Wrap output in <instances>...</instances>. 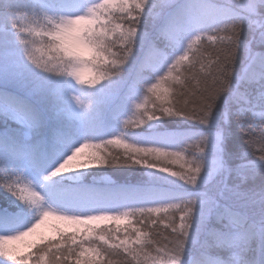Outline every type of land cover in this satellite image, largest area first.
<instances>
[{"label": "snow or ice", "instance_id": "6c2138e0", "mask_svg": "<svg viewBox=\"0 0 264 264\" xmlns=\"http://www.w3.org/2000/svg\"><path fill=\"white\" fill-rule=\"evenodd\" d=\"M241 7L246 10L247 16H239L227 9L217 8L208 0H197L195 3L182 6L178 16L166 21L163 32L169 39L173 51L172 53L158 51L159 61L152 68L158 79L154 82L143 80L140 83L142 92L143 85L146 84V91L150 95L146 96L145 104H137L136 107L144 108L150 100L152 110L150 115L136 124L137 128L141 124L149 126L162 121L165 115L183 116L186 119L197 120L200 125L209 128L212 126L216 100L224 92V67L230 62L228 50L220 49L215 62L216 67L207 73L204 72L205 65L201 58L194 56L191 64L185 65V62L189 60V52L193 44L200 43L203 39L199 33L206 32L210 27L218 24L229 23L233 18L247 20L250 25L254 24L253 18L258 15L259 7L257 0H244ZM116 12L127 13L131 22L125 26L123 18L117 17ZM153 12L154 5L149 3V0H102V2L99 0L83 14L70 13L58 18L47 17V25L41 29L34 17L28 19L16 13L14 9H9L13 17L12 26L19 34L34 37L31 41L33 45H35V38H38L42 45H47L49 53L57 51L60 54L59 57H55L57 63L53 68L49 66L51 54L47 59L43 56L45 52L43 46L34 47L33 51L26 48L24 50V58L27 57L25 69L34 74L53 78L44 73L55 71L57 75H63L65 73L61 68L68 69L71 66L72 70L67 71V75L74 76L81 84L88 83L93 86L100 83L108 73L113 74V72L104 71L106 67L113 69L115 75L120 77L121 70H125L123 66L129 63L130 57L134 56V49L144 41L141 19L152 16ZM181 16L184 17L183 23L180 22ZM232 30L235 31V24L232 25ZM70 35L74 39V44L71 46L66 42V38ZM192 36H195V40L185 49L184 40ZM208 39L214 40L216 37L213 35ZM230 39L232 38L229 37L228 40ZM21 41L24 44L30 43L23 35H21ZM61 48L66 51L59 52ZM113 48L117 50L113 51ZM235 51V46H233L231 53L235 54ZM37 53L41 55L37 56ZM249 59L253 63L258 62L261 71L248 78L258 83L264 81V54L256 57L250 52ZM197 64L201 65L199 70H197ZM77 67H88V71L94 70V74L86 80L85 74L81 75L76 71ZM246 76H248L247 73ZM177 86L179 92L174 104L170 96H172V89ZM135 94V92H130V98ZM5 95L8 94L0 88V97ZM185 96L193 97L192 103L195 107H190L183 100ZM249 103L250 106L256 105L264 109V92L255 98L254 102ZM13 110L17 109L14 107ZM11 118L16 119L14 116ZM16 122L22 123L19 119H16ZM31 126L39 127V123L31 121ZM260 127L259 139L253 137L248 141L250 149L245 154L256 155L257 153L251 149L259 144L258 159L235 170L237 176L243 180L264 172V120L260 121ZM130 139V143L119 138L98 139L100 141L98 144L82 142L71 150L70 154L51 171L46 179L53 180L54 177H60L61 173L72 172L75 168H88L94 164L107 166L124 161L142 165L148 169H156L160 173H169L192 186L194 192L182 195L166 192L154 186L146 189H121L120 192L126 198V204L123 207L102 206L99 210L89 214L64 212L57 214L46 205L45 195H41V191L37 190L30 180L17 179L0 185L16 202L0 207V255L11 257V253L5 250L7 243L36 236L38 241L45 243L50 254L37 256L31 264H113L112 257L114 256H120L122 264H133V262L134 264H147L148 260H151V264H185L186 245L190 243V232L199 234L201 229L215 218L220 227L211 229L209 234L213 238L214 246L226 250L230 255L223 259L192 258L187 264H264V259L249 258V253L255 250L251 248L252 242L259 240V245L264 246V218L257 224L245 215L234 213L221 202V199L212 198L208 193L200 191L202 185L211 181L213 173L230 175L233 171L222 157L220 132H215L211 137L204 135L197 140L196 147L199 148V156L188 163L185 172H169L166 165L160 166L157 162L182 161L184 159L182 153L191 148V145H188V148L173 147L169 141L163 139L149 143H141L133 137ZM56 142L62 146L67 143L59 135L56 137ZM106 145H119L124 152L115 156L110 151L102 153L101 149ZM85 148H93L94 151L87 155L83 164H73ZM206 148L207 151H205ZM210 149L217 155L214 167L208 171L204 157ZM181 167L183 168L184 165L181 164ZM148 175L158 180L173 182L164 176L157 175L156 172H149ZM225 192L238 199L264 206V191L249 193L241 191L239 185L229 188L225 184L220 192L221 198H224ZM169 209H177L183 215L179 217V226L175 222L170 224V235L172 236L169 241L170 246L156 247L160 241L155 236H149V232L152 231L150 225L156 223L155 216H160L161 212L167 213ZM33 210L38 212L39 218L25 228L24 225L29 224L28 213ZM131 217H137L136 222L145 225L143 231L141 228L131 227ZM50 218L64 224V227L58 224L49 226L50 231L56 236L55 240L37 231ZM111 223H115L114 228L109 226ZM101 224L105 227L100 228ZM122 224L125 225L123 228H121ZM68 228H74V231L69 234ZM122 232L123 235H121ZM165 239L168 238L165 237ZM96 240L101 243L97 244ZM29 247H36V245L33 243ZM152 250L156 251V257L150 256ZM125 253L126 256L123 255ZM30 259V257H25L17 264H26V261Z\"/></svg>", "mask_w": 264, "mask_h": 264}, {"label": "trees", "instance_id": "16d2710c", "mask_svg": "<svg viewBox=\"0 0 264 264\" xmlns=\"http://www.w3.org/2000/svg\"><path fill=\"white\" fill-rule=\"evenodd\" d=\"M43 1L49 7L40 8L32 0H12L11 8L28 19L34 17L40 28L43 29L47 25V17L58 18L61 16L58 13L59 8H70L73 5L77 7L84 2V0ZM195 2L197 0H149V3L154 5V12L152 16L141 19L143 43L134 49V56L130 57L129 63L123 66L125 70H121L120 77L108 73L100 83L93 86L88 83H79L74 76L66 74L70 69L64 67L61 68L65 73L63 75H57L55 71L44 73L53 78L34 74V72L25 69L27 57L24 58V50L26 48L33 51L34 47L43 46L45 59L49 54L54 53H49L47 45H42L40 39L35 38V45H33L31 41L34 37L19 34L12 26L13 17L10 15L8 7L3 5L0 0V88H3L8 94L0 97V111L11 113L26 123V126L17 125L8 116L0 113V185L26 178L45 193L48 204L66 212L99 209L102 206L123 207L126 204V198L120 192L121 189H146L154 186L166 192L189 195L194 192L192 186L185 184L178 177L124 161L107 166L94 164L82 180L76 181L62 177L48 180L46 177L70 154L73 148L82 142L98 144L100 143L98 139L103 138H119L122 141L127 140L129 143L131 137L141 143L163 139L169 141L173 147L188 148V145H191V148L182 153L184 156L182 161L169 163L167 160H162L157 162L160 166L166 165L169 172H185L188 163L196 160L199 156V148L196 147L197 140L204 135L211 137L215 132H220L222 135L221 154L233 171L230 175L227 173L215 174L208 184L200 187V191L208 193L212 198L221 199V202L234 213L245 215L258 224L264 218V206L238 199L228 192L224 193V198L220 197V192L224 189L225 184L229 188L239 185L241 191L249 193L264 191V172L243 180L237 176L235 171L242 165L258 159L259 154L260 145L257 144L255 148L251 149L257 153L256 155H245L250 149L248 141L253 137L259 139L261 133L260 121L254 122V117L247 109L251 107L249 102H254L255 98L264 92V81L258 83L248 78L261 71L259 63H253L249 59L250 52L256 57L264 54V44L259 43L258 33L257 39L251 43L247 50L244 47L236 49L233 61V79L230 86L235 102L231 99V93L227 104L224 98L227 93L220 96L210 128L200 125L195 119L167 115L163 117L162 121L149 126L141 124L139 128L136 127V124L150 115L152 110L150 100L144 108L136 107L137 104H145L146 96L150 95L146 91V84L143 85L142 92L140 83L143 80L154 82L155 79H158L152 71L159 61L158 51L167 53L173 51L169 39L163 32L164 25L169 18L178 16L182 6ZM208 2L217 8L227 9L239 16L248 15L246 10L241 7L244 0H239L238 7L232 6L234 0H208ZM257 12L258 14L264 12V9H257ZM116 16L123 18L125 26L131 22L127 13L116 12ZM183 20L184 17L181 16L180 22L183 23ZM253 23L257 27L259 26L258 20L254 19ZM231 27L232 25L229 23H221L210 27L206 32L199 33L203 39L199 44H193L192 50L189 52V60L185 62V65L191 64L195 56L202 59L205 73L214 69L220 49L231 36ZM21 35L30 43L24 44L21 41ZM213 35L216 39L209 40L208 37ZM193 39L195 36L184 40L185 49L189 44H192ZM241 39L245 44L253 39V32L247 23L242 28ZM66 42L69 46L73 45V36H68ZM112 50L116 51L117 49L113 48ZM40 55L41 53H37V56ZM59 55V53H55V57H59ZM49 66L55 68V64ZM196 67L199 70L201 65L197 64ZM28 68L30 69L31 66L29 65ZM242 69L245 78L244 82L238 85L236 76L241 74ZM181 70L183 71V68ZM92 74H94V70L87 71L85 79L91 78ZM112 80L114 81L110 82ZM74 84L78 86L79 98L77 99L69 92V88ZM130 92L136 94L130 98ZM178 92V86L172 89L170 99L174 104ZM192 99L191 96L183 97L190 107H195ZM75 101L81 103L84 118L80 119L73 115ZM14 107L17 109L16 111L13 110ZM31 121L39 123V127L33 128ZM57 135L62 136L67 143L63 146L57 144ZM93 151V148H85L82 154L87 157ZM109 151L115 156L122 154L124 149L119 145H106L101 149L102 153ZM213 154L214 151L210 149L204 157L207 170H209ZM181 164L184 165L183 168ZM149 172H156L157 175L164 176L173 182L169 183L166 180L150 177ZM106 177L111 179L105 180ZM97 193L108 197L97 199L95 197V194L98 195ZM14 203L16 202L12 197L3 187H0V207ZM181 215L183 213L179 210L169 209V212H161L160 216L154 217L156 223L150 225L152 231L149 232V236H155L160 241L156 247L170 246L169 241L172 238L170 224L175 222L179 226ZM36 218H38L37 211L33 210L28 213L29 224H25L24 227H28ZM130 219L131 227L144 230L145 225L138 224L137 217ZM110 227L114 228L115 226ZM219 227L220 225L213 218L201 229L199 234L190 232V243L186 245L185 264L192 258L200 260L223 259L230 255L226 250L215 247L213 238L209 234L211 229ZM96 243L101 242L96 240ZM15 246L16 243L13 241L5 245V250L11 253V257L0 255V264H17L25 257L31 258L30 261H26V264H31V261L36 260L37 256L50 254L45 243L37 244L36 247H32L26 252L17 251ZM251 248L255 250L249 253V258L264 259V246L259 245V240L252 242ZM150 256L156 257V251L152 250ZM141 258L143 259V257ZM112 259L113 264H122L120 256H114ZM129 259L131 258L129 257ZM147 264H151V260H148Z\"/></svg>", "mask_w": 264, "mask_h": 264}, {"label": "rangeland", "instance_id": "374dc122", "mask_svg": "<svg viewBox=\"0 0 264 264\" xmlns=\"http://www.w3.org/2000/svg\"><path fill=\"white\" fill-rule=\"evenodd\" d=\"M32 1L34 4L38 5V7H40V8L49 7V5L47 3H45L43 0H32ZM98 2H99V0H84L83 4H80L77 7H74V5H73L70 8H64V7L59 8L58 13L60 15H66V14H70V13L71 14H74V13L83 14L87 11V9L89 7H91L92 5H94L95 3H98ZM101 2H102V0H101ZM193 40H195V39H193ZM197 44H199V43H197ZM197 44H194V45H197ZM69 92L75 99L79 98L78 86L76 84H74L73 86H71L69 88ZM247 109L250 110L252 116L254 117V122L264 120V109H261L259 106H256V105H253ZM72 111H73V115L76 116L77 118H80V119L84 118L80 102H78V101L74 102V108ZM240 111H242V110H240ZM0 113H2L5 116H8L10 118V120L15 122L17 125L26 126V123L23 120H21L20 118H18L17 116L12 115L11 113H8L6 111H0ZM12 116L16 117V119L21 120L22 123H17L16 119L11 118ZM216 155L217 154L214 152L212 159H210V165H209L208 171H210L214 167V161L216 159ZM85 160H86V155L81 153V155L77 157V160L73 161V164H77V163L83 164L85 162ZM90 168L91 167L75 168L72 172L61 173L60 177L65 178V179L69 178L71 180H76V181L82 180L86 176V174ZM215 174H217V173H213V176H215ZM110 179L111 178H108V177L105 178V180H110ZM34 187H36V186H34ZM37 190L41 191V195H43V194L45 195V193L42 190H40L38 188H37ZM97 194L98 195L95 194V197L97 199H102L104 197L105 198L108 197V196H105L104 194H101V193H97ZM46 205L50 206L52 208L51 210L57 214H60L62 212L67 213V214H89L91 212L99 210L96 208H94V209L92 208L90 210H82V211H78V212H66L62 209H58L57 207L48 204V202H46ZM38 218H39V216H38ZM38 218L33 220V222H35ZM52 224H58L61 227H64L63 222L56 221V220L50 218L48 221H46L45 225H42L41 228L37 230L38 233H43L52 239H56L55 234L53 232H51L50 228H49V226ZM109 226H115V223H111ZM124 226L125 225H123V224L121 225V227H124ZM103 227H105V225L101 224L100 228H103ZM67 231H68V233H71L72 231H74V228H68ZM13 242L16 243L15 249L19 252H26V251H29L30 249H32V247H29L30 244L34 243L35 245H37V244L43 243V242L38 241L36 236L25 237L23 240L13 241Z\"/></svg>", "mask_w": 264, "mask_h": 264}, {"label": "clouds", "instance_id": "9594fccd", "mask_svg": "<svg viewBox=\"0 0 264 264\" xmlns=\"http://www.w3.org/2000/svg\"><path fill=\"white\" fill-rule=\"evenodd\" d=\"M3 5L8 7V10L11 8V3L12 0H2ZM258 3V9H264V0H257ZM228 6V5H226ZM232 6H239V0H234V3ZM253 19L258 20V27L256 24H252L250 25L248 23L247 20H242L239 18H233V20L229 21L230 25L235 24V31L232 30L231 27V38L230 40L227 41L226 44H224L222 46V49H227L229 56H230V62L226 63L225 67H224V93H227L226 95H224L225 98V103H228V98H229V94L231 93V99L233 100V102H235V97L234 94L231 92L230 90V86H231V82L233 79V61L235 59V54L231 53V50L233 48V46H235V49L239 48V47H244L246 50L247 48L250 47L251 43L255 42V40L257 39V33H258V39H259V43L260 44H264V12H261L258 14V16L254 17ZM249 25L250 30L253 32V39L252 41H250L248 44H245L242 39H241V32H242V28L245 24ZM233 41L235 42L233 44ZM59 52H64L66 51L65 49L61 48L58 50ZM54 54L51 55V59H49V64H56L57 61L55 60V53H58L57 51L53 52ZM97 60H99V58H97ZM68 69H71V66L68 67ZM104 71L107 72H113V74L115 75V71L113 69H111L110 67H106L103 69ZM76 71L81 74L84 75L87 71H88V67H77ZM236 81L237 84H242L244 82V75H243V69L242 72L239 76H236ZM221 94V95H222ZM220 98H218L216 100V105H217V101Z\"/></svg>", "mask_w": 264, "mask_h": 264}]
</instances>
